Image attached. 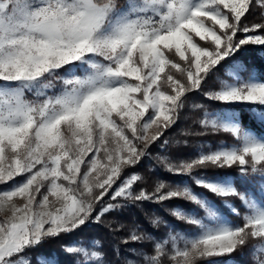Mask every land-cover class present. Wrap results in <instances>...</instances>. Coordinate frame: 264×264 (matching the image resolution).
<instances>
[{
    "label": "snow or ice",
    "instance_id": "6c2138e0",
    "mask_svg": "<svg viewBox=\"0 0 264 264\" xmlns=\"http://www.w3.org/2000/svg\"><path fill=\"white\" fill-rule=\"evenodd\" d=\"M253 7L264 17V0H0V183L26 177L0 192V212L8 213L0 219V264H31L23 254L45 239L100 223L123 206L109 203L95 212L109 195L113 201L157 203L182 198L203 209V217L174 209L173 215L198 231L156 242L144 264H163L165 255L172 264L209 258L235 264L232 254L250 240L258 241L250 248L259 257L256 264H264V135L243 127L234 107L248 105V119L264 128V79L235 58L245 46L264 48V23H243ZM221 69L219 88L205 95L225 107L205 109L199 123L237 143L202 147L178 165L158 159L176 175L233 166H239L241 180L258 174L245 191L228 174L193 177L221 198L223 209L240 216L230 203L238 198L246 209L242 226L187 184L161 181L152 193H134L139 175L121 182L123 172L175 124L186 95L202 90ZM16 198L24 203L16 205ZM142 239L133 230L122 243ZM63 250L75 257L74 264H107L97 239ZM36 259L61 264L55 254Z\"/></svg>",
    "mask_w": 264,
    "mask_h": 264
},
{
    "label": "trees",
    "instance_id": "16d2710c",
    "mask_svg": "<svg viewBox=\"0 0 264 264\" xmlns=\"http://www.w3.org/2000/svg\"><path fill=\"white\" fill-rule=\"evenodd\" d=\"M243 23L248 26L264 23V17H261L259 7H253ZM242 35L243 33H238V37L241 38ZM235 58L246 63L250 69L254 68L259 77L264 79V48L255 45L245 46L244 50ZM242 75L246 79L248 73L245 72ZM217 76L221 79L225 78L223 69L209 79L202 90H196L186 95L184 107L180 110L175 124L166 129L163 136L149 147L148 154L137 165L123 172L121 180L132 174L139 175L142 179L133 185L134 193H138L141 189L152 193L161 181L173 185L175 182L188 180L194 191L203 194L217 207L221 208L227 217L242 226V216L246 209L243 208L238 198H230V202L240 210V216L223 209L221 198L196 186L188 178L196 176L215 177L228 174L237 178L235 181L237 189L245 191L257 183L258 175H250L247 179L241 180L239 178V166L225 169H195L191 175H176L167 171L165 165L158 159L159 157H167L169 162L178 165L180 161L194 158L203 143L210 142L211 146L217 147L232 142L230 137H223L222 135L209 136L206 129L199 123L204 116L205 109L209 112H219L225 107L218 102L209 100L205 95L206 92L215 91L219 88ZM195 105H202L203 108H196ZM234 107L241 113L243 127L252 130L256 134L264 135V128L248 119V105L240 104ZM221 133L227 135L224 132ZM165 141H167L166 144ZM117 202L123 206L105 214L100 223L89 222L80 232L47 238L40 246L27 250L23 255L31 259V264H37L36 258L40 255L50 257L53 254L59 258L61 264H74L75 257L66 254L63 246L72 244L75 241L86 243L88 239H97L101 242L107 264H129V261L144 260L145 254L152 255L155 243L161 242L168 232L188 231L190 229L188 224L177 220V217L173 215V208L193 209L198 217L204 216L203 209L182 198H173L159 203L150 200L133 202L122 199L109 202L103 199V203L96 206L95 212H99L101 207L109 203ZM133 230L138 235H143L144 239L136 242L129 241L127 244L122 243ZM257 243L256 240H250L247 246L233 253L231 259L238 264H256V259L259 257H254L250 253V248ZM222 259L226 258H219L217 262L219 263ZM162 260L163 264H171L168 255H165ZM199 264H207V260L200 261Z\"/></svg>",
    "mask_w": 264,
    "mask_h": 264
},
{
    "label": "rangeland",
    "instance_id": "374dc122",
    "mask_svg": "<svg viewBox=\"0 0 264 264\" xmlns=\"http://www.w3.org/2000/svg\"><path fill=\"white\" fill-rule=\"evenodd\" d=\"M244 35V34H243ZM243 35H242V37H243ZM241 37V38H242ZM198 39V38H197ZM201 43H204V42H201ZM27 98L28 99H32L33 97L31 96V94H28L27 95ZM205 129V128H204ZM206 131H207V134L209 135V136H213V135H222L223 137H230L231 139H232V142H230V143H228V145H234V144H236L237 143V141H236V139H235V137H233V136H231L230 134H227V135H224L223 133H221V132H213V131H211L210 129H206ZM255 133V132H254ZM257 135H259V134H257ZM203 147V150L204 151H208L209 149H212V150H215L217 147H213V146H211V144H210V142H207V143H203V144H201L200 145V148H199V151H200V149ZM198 151V152H199ZM198 152H197V154H198ZM91 156V153L89 154V157ZM87 159V158H86ZM83 170H86V169H83ZM258 175V174H257ZM128 177V176H127ZM127 177H125V178H127ZM196 177H200V176H196ZM209 178H211V177H209ZM26 179V177L25 176H20V177H15L12 181H8L7 183H0V192H2V191H6V190H10L11 188H13L14 186H18L19 184H21V183H23L24 182V180ZM124 179V178H123ZM189 180H191L194 184H195V182H194V180H193V177H190V178H188ZM121 182H122V180H121ZM185 184H187L193 191H194V189L191 187V185H190V183L188 182V180H184V181H178V182H175L173 185L172 184H170L169 186H171V187H176L177 185H179V186H184ZM196 185V184H195ZM119 186V182H118V184L117 185H115L114 187H118ZM197 186V185H196ZM44 192H46V188H42L41 189V193H44ZM195 193H197V194H200V193H198V192H196V191H194ZM202 197H205L203 194H200ZM42 197L40 196V195H38L37 196V199L39 200V199H41ZM52 198L50 197V200H51ZM104 200H106V201H109V202H112V199H111V196L109 195V196H106L105 198H104ZM209 200V199H208ZM211 201V200H210ZM15 204L16 205H22L23 203H24V201L23 200H21V199H19V198H16L15 199ZM118 203V202H117ZM223 203V202H222ZM231 203V202H230ZM194 204V203H193ZM196 205V204H195ZM179 207H175V208H173L172 209V212H173V210L174 209H178ZM179 209H181V208H179ZM183 211H185V212H187V213H195L196 214V212L193 210V209H191V210H185V209H182ZM8 213L7 212H0V219H3L4 217H5V215H7ZM226 216V215H225ZM227 217V216H226ZM227 219L232 223V224H235V225H239L238 223H236V222H234L232 219H230L229 217H227ZM177 220H179L178 218H177ZM180 221H182V220H180ZM182 222H184V221H182ZM189 227H190V229L188 230V231H176V232H168L167 233V235L165 236V237H163V239L161 240V242H163V241H165V240H170V236L171 235H174L175 233H181V234H186V235H191V234H193V233H196L197 231H198V229L197 228H195L194 226H191V225H189ZM165 249H166V252L167 253H171V243L169 242L167 245H165ZM207 260V264H219L217 261L219 260V258H209V259H206ZM36 261H37V259H36ZM133 262V264H144V260H142V261H137V262H134V261H132ZM171 264H172V262H171ZM235 264H238V263H235Z\"/></svg>",
    "mask_w": 264,
    "mask_h": 264
}]
</instances>
